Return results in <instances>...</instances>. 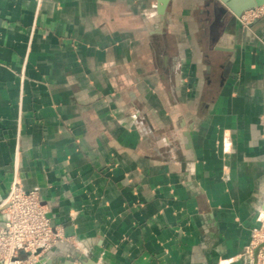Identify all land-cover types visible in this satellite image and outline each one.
Here are the masks:
<instances>
[{
    "label": "crops",
    "instance_id": "crops-1",
    "mask_svg": "<svg viewBox=\"0 0 264 264\" xmlns=\"http://www.w3.org/2000/svg\"><path fill=\"white\" fill-rule=\"evenodd\" d=\"M222 7L0 0V204L16 164L67 237L45 264L243 251L264 193V17Z\"/></svg>",
    "mask_w": 264,
    "mask_h": 264
},
{
    "label": "built area",
    "instance_id": "built-area-1",
    "mask_svg": "<svg viewBox=\"0 0 264 264\" xmlns=\"http://www.w3.org/2000/svg\"><path fill=\"white\" fill-rule=\"evenodd\" d=\"M264 16V5L244 10L238 21L249 27ZM0 209L7 214L0 227V264H45L50 250L66 241L63 227L53 225L37 189L22 187L16 164Z\"/></svg>",
    "mask_w": 264,
    "mask_h": 264
},
{
    "label": "rangeland",
    "instance_id": "rangeland-1",
    "mask_svg": "<svg viewBox=\"0 0 264 264\" xmlns=\"http://www.w3.org/2000/svg\"><path fill=\"white\" fill-rule=\"evenodd\" d=\"M262 17L264 16L256 18L251 24ZM236 258L222 260L220 264H232L233 261H239L240 264H264V193L261 196L260 207L255 213L248 241Z\"/></svg>",
    "mask_w": 264,
    "mask_h": 264
},
{
    "label": "water",
    "instance_id": "water-1",
    "mask_svg": "<svg viewBox=\"0 0 264 264\" xmlns=\"http://www.w3.org/2000/svg\"><path fill=\"white\" fill-rule=\"evenodd\" d=\"M224 6L222 8L228 9L234 16H239L244 10L264 5V0H218ZM86 264H95L94 262H88Z\"/></svg>",
    "mask_w": 264,
    "mask_h": 264
}]
</instances>
